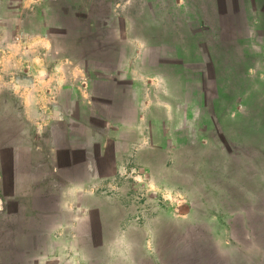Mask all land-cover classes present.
<instances>
[{"label":"crops","instance_id":"0c3cea01","mask_svg":"<svg viewBox=\"0 0 264 264\" xmlns=\"http://www.w3.org/2000/svg\"><path fill=\"white\" fill-rule=\"evenodd\" d=\"M6 18L17 20L13 33L26 40L2 51L0 65L21 72L0 75V101L10 105L20 135L30 133L0 139V258L86 264L72 244L81 226L96 240L87 204L94 185L140 146L150 121L143 117L149 52L183 50L184 35L204 34L219 20L264 36V0H0ZM1 35L0 27L4 47Z\"/></svg>","mask_w":264,"mask_h":264},{"label":"rangeland","instance_id":"374dc122","mask_svg":"<svg viewBox=\"0 0 264 264\" xmlns=\"http://www.w3.org/2000/svg\"><path fill=\"white\" fill-rule=\"evenodd\" d=\"M214 23L184 35L183 50L149 52L143 117L150 121L140 146L94 185L87 204L96 240L81 226L72 244L86 264H264V36ZM17 24L0 20L7 34L0 56L25 42L13 33ZM19 70L0 65L4 77ZM8 106L0 101V139L25 140L30 132L20 135Z\"/></svg>","mask_w":264,"mask_h":264}]
</instances>
